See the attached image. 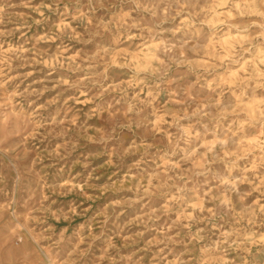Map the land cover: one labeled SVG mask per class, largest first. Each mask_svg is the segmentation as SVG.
<instances>
[{
	"label": "rangeland",
	"instance_id": "374dc122",
	"mask_svg": "<svg viewBox=\"0 0 264 264\" xmlns=\"http://www.w3.org/2000/svg\"><path fill=\"white\" fill-rule=\"evenodd\" d=\"M209 2L0 0V264H264V0L211 73ZM131 31L164 42L139 85Z\"/></svg>",
	"mask_w": 264,
	"mask_h": 264
},
{
	"label": "clouds",
	"instance_id": "9594fccd",
	"mask_svg": "<svg viewBox=\"0 0 264 264\" xmlns=\"http://www.w3.org/2000/svg\"><path fill=\"white\" fill-rule=\"evenodd\" d=\"M238 2L239 0H237V4ZM237 11L238 7L233 6V0H210L206 7L201 8L199 13L194 14L196 16H199L200 13L205 14L206 20L201 21V23L218 30V32H214L212 34L208 44L204 45V58H202L200 61L202 64L208 66V71L210 73L215 67H217V61H219V64H224L225 61L234 58L236 48L239 46L240 34L238 26L232 24L231 21L236 18ZM163 12L164 15H167L168 9L165 8ZM191 15L192 14H190V16ZM190 16H185L181 23L183 24L188 22ZM258 26V23L253 24V27ZM233 28H236L237 30L233 32ZM219 33L224 34L219 35ZM121 40L123 41L122 45L120 46L121 49H128V51L120 57V61L123 63L124 69H126L129 73V75L121 77V80L131 82L136 79V83L139 85V83L143 82V76L146 72H154L158 70L156 67L157 65L164 63L162 56L159 54L161 47L164 46V42L157 40L155 36L146 37L141 32L131 31L126 36L122 35ZM226 41H235V43L227 44ZM71 58L74 59V57ZM101 59L104 58L101 57ZM108 59L110 60V57ZM261 62L264 63V60H261ZM48 63V61H45L46 65ZM118 66L119 65H116L114 67ZM233 71L238 73L240 69H233ZM220 78L223 79V74H221ZM215 79L216 77L213 76V79L210 81V83L214 82ZM67 82L70 83V81ZM33 108L34 110L38 109L39 103L34 105ZM13 115H16V113L13 112L8 116H5V118L0 121V124L9 125L10 117ZM12 126L14 127V125ZM201 147H203V145H201ZM197 151H199L198 148L193 149V152ZM189 155H191V153ZM77 187L83 191V185H78ZM37 219L39 220V217H37ZM43 222L47 223V221ZM83 245V237L75 240L70 249V255L82 253Z\"/></svg>",
	"mask_w": 264,
	"mask_h": 264
}]
</instances>
